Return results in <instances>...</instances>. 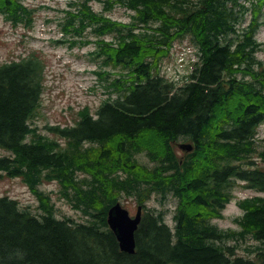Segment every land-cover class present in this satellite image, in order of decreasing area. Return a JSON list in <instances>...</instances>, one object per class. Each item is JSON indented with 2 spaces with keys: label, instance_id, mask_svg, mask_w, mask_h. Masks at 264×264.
Returning <instances> with one entry per match:
<instances>
[{
  "label": "trees",
  "instance_id": "1",
  "mask_svg": "<svg viewBox=\"0 0 264 264\" xmlns=\"http://www.w3.org/2000/svg\"><path fill=\"white\" fill-rule=\"evenodd\" d=\"M245 1L253 3L252 21L241 33V0H104L105 11H129L127 23L94 13L86 1L74 5L63 32L79 36L93 27L97 57L118 70L110 84L117 98L94 115L83 108L75 126L50 127L56 138L30 124L42 96L41 60L0 66V148L8 153L0 176L20 179L40 212L0 197V264H264V197L238 201V232L210 223L222 217L237 184L264 193V169L252 160L264 123V67L254 57L264 1ZM0 14L13 25L32 21L22 0H0ZM111 34L114 41H105ZM186 37L200 63L178 86L160 75V64ZM179 142L192 151L179 155ZM52 182L86 223L58 217L40 189ZM154 196L175 200L173 229L163 211L147 209L135 253L121 252L107 212L121 199L145 209ZM244 238L258 242L252 259L226 244Z\"/></svg>",
  "mask_w": 264,
  "mask_h": 264
},
{
  "label": "rangeland",
  "instance_id": "2",
  "mask_svg": "<svg viewBox=\"0 0 264 264\" xmlns=\"http://www.w3.org/2000/svg\"><path fill=\"white\" fill-rule=\"evenodd\" d=\"M81 1L85 0H24L26 6L35 10L34 23L31 29L19 25L15 26L0 15V65L13 61L20 62L31 55L36 56L44 65L45 81L41 104L30 124L37 128V132L49 138H56L51 133L52 131H49V127L73 126L78 120L77 113L82 108L88 107L91 113H94L105 100L111 101L117 98L110 86L112 77L104 80L100 75L105 71L114 73V70L103 66L101 59L96 57L97 47L94 35L90 31H86L76 39L62 35L61 28L66 10L71 3L76 4ZM88 2L96 13H106L112 20L122 23L130 21L129 11L122 7H114L111 12H104L103 0H88ZM248 20L249 17L246 18L244 26ZM113 38V36H108L107 40ZM257 38L263 42V47L256 56L258 60H261L264 67V29L258 31ZM70 40L76 43L73 45ZM177 43L170 50V57L162 63L161 73L167 70L168 77H177V71L181 72L176 60V55L180 54L179 47L187 48L183 52V57L186 60L187 53H189L187 51L192 48L189 37L178 43L181 44L180 46ZM181 83L183 81L179 84ZM256 146L257 152L253 155L252 160L255 165L264 169V155H262L264 154V123L258 127ZM176 149L178 153L182 154V151L177 147ZM4 155L6 153L0 149V157ZM138 160L148 164V159L145 156H138ZM40 189L50 194L59 218H71L77 222H87L86 218L82 217L65 199L60 197L57 182L45 183L41 185ZM233 194L234 199L224 208L222 219L212 221L220 230H238L235 221L242 215L237 204L239 199L255 195L264 197V193L244 188L243 184H237L233 188ZM1 196L15 199L21 207L29 208L34 214L40 213L35 196L23 185L20 179L0 176ZM120 202L129 211L130 216H134L137 204L130 199H121ZM175 204L176 202L171 196L164 200L154 196L143 211L145 213L149 210H154L155 213L163 211V221L172 230ZM230 244L234 245L235 243L231 242ZM256 245L258 243L251 239L237 242L236 254L252 259L253 255L250 251Z\"/></svg>",
  "mask_w": 264,
  "mask_h": 264
},
{
  "label": "water",
  "instance_id": "3",
  "mask_svg": "<svg viewBox=\"0 0 264 264\" xmlns=\"http://www.w3.org/2000/svg\"><path fill=\"white\" fill-rule=\"evenodd\" d=\"M182 149L191 151V145H182ZM141 220V208L138 207L134 218L129 217L127 210L123 209L119 203L114 205L107 213V223L114 233L121 252L134 254L135 237L134 233Z\"/></svg>",
  "mask_w": 264,
  "mask_h": 264
}]
</instances>
